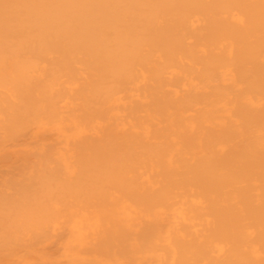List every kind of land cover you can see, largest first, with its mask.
Masks as SVG:
<instances>
[{
    "label": "bare ground",
    "instance_id": "1",
    "mask_svg": "<svg viewBox=\"0 0 264 264\" xmlns=\"http://www.w3.org/2000/svg\"><path fill=\"white\" fill-rule=\"evenodd\" d=\"M0 264H264V0H0Z\"/></svg>",
    "mask_w": 264,
    "mask_h": 264
}]
</instances>
